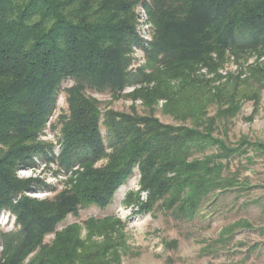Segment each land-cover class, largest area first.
I'll return each instance as SVG.
<instances>
[{"label":"trees","instance_id":"trees-1","mask_svg":"<svg viewBox=\"0 0 264 264\" xmlns=\"http://www.w3.org/2000/svg\"><path fill=\"white\" fill-rule=\"evenodd\" d=\"M135 4L132 0H0V210L11 207L22 225L19 233L7 236L3 264H23L31 251H47L44 237L66 215L105 208L137 163L142 166L144 189L150 193V209L159 204L180 213L185 204H201L217 190L227 191L233 185L234 176H228L235 173L229 165L240 149L226 143L224 120L233 114L222 108L219 98V91L229 83L214 89L202 83L198 94L186 93L178 99L172 90L191 80L199 65L214 67L212 55L264 48V0H153L150 13L157 39L151 55L162 56L164 67L154 71L159 80L153 93L136 90L133 94L171 105L183 101L179 110L195 120L194 126L174 127L152 116L106 113L114 140L107 148L101 112L87 93L118 96L125 87L147 79L144 70L135 75L127 71L130 62L124 54V46L137 37ZM249 74L235 82L248 98L254 89L264 88V66ZM62 90L70 106L69 116L60 122L68 168L98 161L107 149L117 150L119 142L130 145L129 155L107 172L88 169L73 191L42 203L22 195L33 187L20 183L14 169L22 160L52 151V146H43L39 135ZM212 104L219 106L215 115L210 114ZM211 146L216 154L195 157ZM254 147L264 157V143ZM19 196V206L14 207ZM58 258L44 261L37 256L30 264H72L62 255Z\"/></svg>","mask_w":264,"mask_h":264},{"label":"rangeland","instance_id":"rangeland-1","mask_svg":"<svg viewBox=\"0 0 264 264\" xmlns=\"http://www.w3.org/2000/svg\"><path fill=\"white\" fill-rule=\"evenodd\" d=\"M132 1L136 3L133 28L137 37L124 46V54L130 62L127 71L135 75L144 70L148 77L125 87L118 96L87 93L101 112L100 128L107 148L114 140L109 136L107 127L112 128L106 113L152 116L164 125L189 129L195 122L179 110L183 101L171 105L165 100H143L133 94L136 90L149 94L155 91L159 79H155L154 71H162L165 60L155 53L151 55L157 39L150 13L153 0ZM223 54L212 55L214 67L199 65L191 73V80L179 83L172 91L178 99V95L198 94L202 83L213 89L229 83L228 88L219 91L220 101L224 103L222 108L233 114L231 118L226 114L229 119L224 120L226 143L229 148L240 149L233 154L229 165V171L235 173L228 176H234L229 190H217L201 204L197 201L185 204L184 210L176 214L159 204L150 209L147 205L150 193L144 189L142 166L137 163L130 178L119 185L105 208L90 207L81 209L78 214H68L44 237V243L55 255H51L49 249L44 253L36 249L24 258L23 264H30L37 256H42L44 261H57L61 255L72 264H264V157L254 147V144L264 143V88L254 89L248 98L243 95L244 88L235 83L249 76L251 69L264 66V48L240 53L228 50ZM170 85L176 83L170 81ZM227 97H230L229 102L225 100ZM218 109L217 104H212L210 114L215 115ZM69 113L67 94L62 90L56 109L39 135L43 146H52V151H48L47 156L34 155L33 162L22 160L14 169L20 183L33 187L22 194L31 200L43 203L64 191H73L80 175L88 169L107 172L129 155L130 145L119 142L117 150L107 149L98 161L77 163L68 168L62 152L60 122ZM215 151L216 147L211 146L195 157L206 159L216 154ZM20 198H14V207L19 206ZM21 229L18 215L11 207L2 208L0 264L5 263L7 236Z\"/></svg>","mask_w":264,"mask_h":264}]
</instances>
